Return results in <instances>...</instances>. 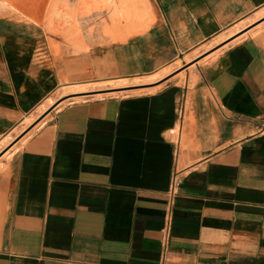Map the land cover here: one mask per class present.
<instances>
[{
  "label": "crops",
  "instance_id": "crops-1",
  "mask_svg": "<svg viewBox=\"0 0 264 264\" xmlns=\"http://www.w3.org/2000/svg\"><path fill=\"white\" fill-rule=\"evenodd\" d=\"M0 264H264V0H0Z\"/></svg>",
  "mask_w": 264,
  "mask_h": 264
}]
</instances>
